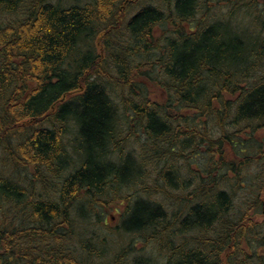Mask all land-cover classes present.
I'll list each match as a JSON object with an SVG mask.
<instances>
[{
	"label": "trees",
	"instance_id": "1",
	"mask_svg": "<svg viewBox=\"0 0 264 264\" xmlns=\"http://www.w3.org/2000/svg\"><path fill=\"white\" fill-rule=\"evenodd\" d=\"M212 1L0 0V264L104 260L72 217L120 186L159 264H264V8ZM123 125L146 142L125 152Z\"/></svg>",
	"mask_w": 264,
	"mask_h": 264
},
{
	"label": "rangeland",
	"instance_id": "2",
	"mask_svg": "<svg viewBox=\"0 0 264 264\" xmlns=\"http://www.w3.org/2000/svg\"><path fill=\"white\" fill-rule=\"evenodd\" d=\"M50 2H55L58 3L60 0H49ZM61 4H63L64 6H69L72 4H80V5H84L86 3H90L93 0H61ZM262 5V9L264 8V0H261ZM226 3L223 2V5L220 4L219 2H215L212 1V4H210V7L212 8V10L214 12L220 13H226L227 12V7L225 5ZM216 6V7H215ZM223 6V9H222ZM221 14V13H220ZM22 16H20L21 18ZM220 16L218 15V18ZM228 21L231 20V26H236L237 28H241V27H248V28H252L250 26H248L249 21L248 19H246L244 16H242V13H239L233 17L229 16V18L227 19ZM254 31V30H253ZM98 41H96V43L94 42V44H92V46L90 47L92 51H95V53L97 54H104L103 50H101V46L100 44L97 43ZM86 50V48H84ZM123 130L121 132V135L125 141V152H128L130 150L136 149L139 147V145H142L145 141L144 138H142L140 135L137 134H133V131H129V128L127 129V127L125 125L122 126ZM135 135V136H133ZM260 135L264 136V132H261ZM68 137L73 138L72 135H69ZM182 139V138H181ZM209 160V159H208ZM195 163H196V159L194 160V164H192L195 168ZM131 190L134 189H129L126 186H120L119 187V192L118 195H116L117 198V203L111 208L108 209V211H106L104 213L103 216H101V214H103V210H100L98 216L96 219V222H93L92 226H84L81 222H79L80 217L76 211V213L73 214V220H76L78 222V225H76L75 228V232L80 234V237L78 239H75L74 243L77 245H80V243L82 242V239L84 240H88L91 238V236L95 235V234H99L100 238H106L108 237V241H110L109 243H106V248L109 250H112L111 253H109V255H107V257L102 261L100 259H95L93 256L89 257L88 261L90 264H112L114 261V258L116 256L117 253H119L120 251L122 252V250H128V248L133 245L132 242L134 243V246L136 247L132 253L128 254V263L127 264H135L134 263V259L136 258H141V261H147L149 258L155 259L153 261H150L151 264H159L160 262L164 261L165 257H160L154 250V248H152V244L150 245H145L144 246V240L141 238H138V241H136V239H134V237L132 235H128L125 234V232L120 228L121 227V212L123 211V209L125 208V204H126V197L127 195L132 194ZM135 197L132 198V202L135 201ZM118 201H120L122 204L118 205ZM96 226V227H94ZM98 241V240H97ZM137 242V246L135 245ZM96 247H98L99 249H103L102 244H95ZM144 246V248H143ZM141 249V250H140ZM158 256V257H155Z\"/></svg>",
	"mask_w": 264,
	"mask_h": 264
}]
</instances>
